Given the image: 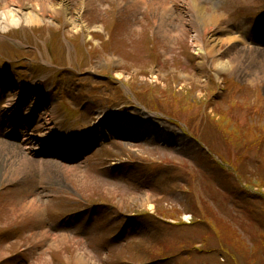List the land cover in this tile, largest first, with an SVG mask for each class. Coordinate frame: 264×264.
Returning <instances> with one entry per match:
<instances>
[{"label": "rangeland", "instance_id": "374dc122", "mask_svg": "<svg viewBox=\"0 0 264 264\" xmlns=\"http://www.w3.org/2000/svg\"><path fill=\"white\" fill-rule=\"evenodd\" d=\"M7 1L9 0H0V5ZM51 1L58 3V0ZM63 1L67 2L71 16L75 18L80 10V0ZM211 2L206 0L204 3L208 13H214ZM89 3L81 18L86 24L98 26L97 28L85 33L79 31L72 37L66 31L69 27H64V24L59 25L63 23V17L48 13L46 24L34 27L35 41L30 39L34 41V44L40 43L42 47H47L52 61L55 58L68 59L70 62H67L66 67L79 71V79L78 77L74 80L67 78L69 83L61 85L58 95L62 97V100H66L69 105L77 104L76 97L80 92L99 88L97 91L101 95L116 93L126 100L121 102L124 106H115L114 102L111 106L106 104L110 107L99 113L112 112L114 108L122 107L126 119L133 123L145 124L148 118L145 114L143 115L142 108L139 109V106L133 104L134 100L131 98L133 95L130 97L129 89L131 94L139 91L140 97L148 100L154 98L155 107L172 114L180 122H183L184 118L189 122L190 119L195 120L197 118L195 114L202 110V120L198 124L194 121L193 124H197L195 127L213 151L235 166L246 184L241 191L238 190V182L230 174L215 166L210 167L203 154L199 152L200 148L186 140L179 132L180 130L176 129L177 125L166 122L160 119L161 117L153 119L151 126L164 128L168 134L167 140L170 138L179 140L177 146L166 145V143L160 145L146 139L109 140L103 138L102 132L91 126L88 128L87 140L88 144L93 146V151L77 161L69 159L70 151L64 149L60 160H49V163H44V170L38 173L41 179L36 188H30L29 184L6 183L11 172L5 173V169L1 167L0 264H49L48 253L54 250V264H71L76 252L85 251L88 252L85 256L87 264H90L88 258L99 264H124L123 262L127 260V264H264L262 203L260 204L256 197L246 195L258 191H260L259 194L264 193V82L260 80L249 83L231 71L217 73L213 68L205 69L204 64L202 66L199 64L202 58L208 62V57L193 53L189 57L187 52V56L184 54L186 47L191 52L194 51L191 43L179 45L178 48L172 45L170 37H168L169 40H166V35L162 37L163 29L175 31L176 25L181 22L187 8L186 0H146V3L137 2V0H89ZM167 4L171 6V13L164 18L165 24L160 26L159 11ZM257 6H259L258 9H255ZM236 7L249 9V11L239 13ZM215 10L223 15L221 22L227 28L232 30L239 25H244L242 30L251 34L253 39L259 38L260 41L252 45L261 50L258 53L261 58L257 62L259 65L264 59V0H239L237 3L232 0H218ZM190 12L196 15V11ZM113 13L115 19H113ZM112 24H114L115 32L112 37L107 35V38H104L103 34L106 30L107 34L109 33L108 26ZM139 25L144 29L141 32L137 29ZM22 27L12 26L6 31L0 29V32H8L7 37L13 38L12 35H15L16 31L25 32L33 29L31 28L33 26L29 25ZM148 27L155 33L147 31L145 28ZM119 33H125L126 38H119L121 37ZM187 33L188 31H185L184 35ZM63 34L69 37L66 38V45ZM141 34L156 37V41L152 43L153 53L156 54V45L159 50L160 65L156 67L154 73H158L160 83L154 84L153 89L150 86L138 87L143 86L139 83H143L141 78L144 77L138 75L143 74L145 67L154 66L147 61L144 49L139 47L140 42H135ZM28 35L31 37L29 33ZM44 41H47L48 45L43 44ZM240 44L230 51L239 52L241 48L243 49L244 43ZM220 47L225 55L227 52L224 44ZM84 49H88L87 53L93 52L86 59L81 58L84 52L77 53L78 55L73 54V51L78 52ZM67 50L69 57L64 56ZM106 55L115 56L121 61L108 62L104 58ZM61 59L59 61H62ZM133 63L141 66L138 75L132 70ZM257 64L249 65L246 72L243 71L245 69L239 68V74L250 73ZM122 68L129 74L135 72V74L132 73L133 76L130 75L131 81H126L127 74L122 75ZM2 72L7 73L1 69L0 76ZM191 72L195 75L194 77L186 75ZM118 73L122 77H119ZM198 74H201L202 78L206 75L208 87H212V90L217 89L218 95L211 97L205 88H201L204 95H200L199 91L195 90V85L198 84L195 79L199 76ZM100 77L103 78L100 79ZM228 77L235 79L242 87L230 83ZM180 81L185 83L183 87ZM227 81L228 84H226ZM175 86L182 88H179L181 90L177 92L178 88ZM31 90L33 92V89ZM229 90L230 93L237 92L239 95L234 103L227 101L226 93ZM17 95L18 93L12 96L0 94V111H2L0 114L5 113L7 118L13 116L14 110L9 107L12 106ZM175 96L177 98L174 99ZM38 97L44 102L43 111L38 112L37 103H31V100L21 102L23 107L20 110L26 121L37 119L36 128H32L31 125L24 129L33 135H44V131L48 128L45 121L53 123L52 115L56 116V114L53 111L54 102L52 109H49L51 105L45 108L47 106L45 102L50 100L48 93L41 91ZM191 102L197 105L192 106ZM86 104H90V109L83 112L81 116L93 111L94 114H89L87 119H82L89 125L93 115H97L98 112L95 110L96 101ZM4 107L7 109L4 110ZM109 123L106 120L102 122V124ZM198 125L204 127L202 131ZM61 129L60 135L66 131L64 126H61ZM100 141L109 143L110 147L106 152L113 156L150 161L152 164L164 160L178 162L181 169L185 168L189 171V176L186 175L185 178L182 173L169 176L167 175L169 171L158 172L152 169L151 175L146 179L142 168L134 165L129 167L114 165L111 167L113 174H109V171L105 170L107 166L103 163L106 161L103 159L105 156L99 151ZM6 142H0V166L5 164L7 168L8 158L5 155L13 156L12 152L16 153L17 149L11 145V142ZM46 145L48 143L43 144L44 147H47ZM229 163H222L226 170H231ZM140 182H144L145 185L140 186ZM184 183L187 184L186 187ZM247 188H250V191L244 192L243 190ZM53 195H60L67 203L74 206L93 205L100 200H105L106 203L103 204L107 207L98 209L104 211H100L97 216L95 211H89L88 217L80 222L78 229L62 226L61 233L58 232L57 223L53 221L54 215L49 220L46 216L49 210H43V205ZM38 196L41 200L40 215L31 213L24 207L27 202ZM110 210L115 212L121 210L129 216L135 212H151L153 215H159V218L160 216L170 217L173 223L176 221L177 224L175 227L167 228L158 220L156 222L146 219L129 220L117 238L109 242L104 237L111 232L110 235L114 234L113 229L121 224L118 217L114 216L115 212ZM85 211L87 210L80 212ZM55 213L57 214V211ZM191 214L193 221L189 222ZM181 220L184 223L178 222ZM43 225L53 238L59 239L60 235H64L66 239L60 242L58 247L53 246L55 239H50L51 241L47 239L48 241L41 244L37 237L30 235V232L34 231L37 234L42 230ZM129 226L135 228L133 236L127 234ZM182 247L191 255L183 262H179ZM175 254L177 256L170 260L160 259L167 255L169 258ZM22 256L25 261L21 260ZM151 259L153 261H149Z\"/></svg>", "mask_w": 264, "mask_h": 264}, {"label": "bare ground", "instance_id": "6f19581e", "mask_svg": "<svg viewBox=\"0 0 264 264\" xmlns=\"http://www.w3.org/2000/svg\"><path fill=\"white\" fill-rule=\"evenodd\" d=\"M140 1H141V3H146V0H137V2H140ZM232 1L234 3H237L239 0H232ZM205 2H206V0H187V3H186L187 4V10L185 11L184 15L182 16L181 22L178 25H176L177 28L175 29V31H173L171 29H163L162 37L164 35H166V40H169L168 37H170V39H172L170 41L173 42L172 45L178 46V48H179V45H183L185 43H191L192 48H194V51H192V53L194 55H199L201 57L204 56V57L209 58L208 62L206 60H204V58H202L201 59L202 61L199 64V66H202V64H204L205 69L206 68L207 69L213 68L217 73H219V72L230 73V71H231V73L235 74L236 76L239 75L238 77H240L241 79H243L249 83H252L255 81H260V80H262L264 82V59L259 63V65L257 64V62H259L261 59L260 56H258V53L261 52V50L256 49L252 46L254 44H257L260 41V40H258L259 38L253 39L251 34H249L247 31L242 30V28L238 29L236 32L227 28L221 22L223 15L221 13H219L217 10H215V8L217 7V4L215 3V1L211 2L212 6H213L212 10L214 13L206 12L205 6H204ZM79 3H80V5H79L80 10H78V12L76 13V17L74 18L71 16L70 7L68 6L67 2H64L63 0H58V3H56V4L51 0H9V1H7V3L0 5V29L6 31L8 28H10L11 25H13V26H17V25L38 26L41 24H46V22H47L46 17H47L48 13L53 14V16H62L63 17V24H64V26L69 27V28H66V31L68 32V34H71L70 36L78 34L79 31L85 33V32H87L93 28L94 29L97 28L98 26H90V25L86 24L81 18L82 17V10L90 5L89 0H80ZM258 7L259 6L255 7V9H258ZM188 9L190 11H193V12L196 11V15H193ZM170 13H171L170 4H167L166 6H164L163 9L162 8L160 9V11H159V17H160V19H159L160 23L159 24H160V26L162 24H165L163 20ZM113 25L108 26V29L110 31L108 34H107V30L105 31V34H103L104 38H107V35L112 37V34L115 32V27H113ZM144 25L145 24H143V26ZM143 26L139 25L137 29L140 30V32H141L142 30H144ZM145 29L147 31H150L149 27L145 28ZM152 31L155 33L154 30H151L150 33H152ZM185 31H188V33L186 35H184ZM125 32H127V30H125ZM233 32H235V33H233ZM87 34L89 35V33H87ZM119 34L121 36L119 38H124V37L126 38L125 33L124 34L119 33ZM84 35L85 34H83V36ZM27 40L31 41L28 37H27ZM136 41L138 43L140 42V46H139L140 49H144L145 55L147 57L146 59H148L147 61H150V63L152 65H154V66H152V68L150 66L148 68L145 67L144 71H142L143 74H140L141 75L140 76L137 73H139V68H141V66H138V65L133 63L134 67H132V70L135 71L139 77L144 76L143 78H141L143 83L142 84L139 83L140 85H143V86H138V87L150 86L153 89L155 86L154 84L160 83V79L158 78V73H154L156 67H159V65H160V58H159V50L157 48V45H156V54L151 52L148 49V47L149 46L153 47L152 43L154 41H156V37L153 38L150 35L141 34V36L138 35L135 42ZM240 43H244L243 49L241 48V50L239 52L236 51V53L230 51L233 48L237 47L238 44L241 45ZM155 44H156V42H155ZM223 44L225 46L224 47L225 51L227 52L225 55L222 53V49L220 47ZM87 51H88V49H84V50L78 51V52L73 51V54L78 55L77 53L82 54V52H84L82 54L83 56L82 55H79V56H82L81 57L82 59H86V58H88V56H90L93 53L92 51H91V53H87ZM103 51H105V49ZM179 52H180V49H179ZM181 52H182V50H181ZM186 52L189 55L191 54V51L188 50L187 47L185 48L184 53H186ZM85 55H87V56H85ZM34 56L38 57V58L42 57V55L39 53H34ZM64 56L69 57L70 54L66 53ZM102 57H104V56H102ZM104 58L108 62L121 61L119 58H117L115 56L106 55ZM64 60L67 62H70L67 59H64ZM253 63L257 64L254 70H252L248 74H244V73H243V75H241L242 73L239 74L240 73L239 68L245 69L243 71L246 72V71H248L249 65H251ZM67 65H68V63H65L63 66L66 67ZM66 69L68 71L73 70V68H71V67H69V68L66 67ZM135 72H132V73L135 74ZM121 73L123 76L127 74V76H126L127 82L131 81L130 75L132 73L129 74V72H127L123 68H122ZM133 74H132V76H133ZM186 75L193 76V77L195 76L192 72L189 74H186ZM198 75L199 76L195 79V81L198 83L195 85V87H196L195 90L199 91L200 95H202V94L204 95V91L201 88H205L211 94V97H212L214 91H218V90L217 89L212 90V87H208V79H207L206 75H204L203 78L201 77L202 76L201 74H198ZM118 76L122 77L119 73H118ZM107 78H109V77H107ZM228 80L232 84L237 83L235 81V79H233L231 77H228ZM22 82H24V81H22ZM62 82L67 83L68 82L67 78H63ZM180 83L182 84L181 85L182 87L185 84V83H182L181 81H180ZM226 84H228V81ZM24 86H25V88H24L23 93L25 95V94H28L30 92V87L27 83H22L19 86V88H22ZM182 87H179V88H182ZM35 88H38V86H35ZM176 88H178V87H176ZM179 88L176 90L177 92L179 90H181ZM133 94L135 95V97L130 96L134 100V102L132 101L133 104L134 105L136 104L135 106H139V104H142V107H140L139 109L145 108V102L144 101H150L151 104L154 103V98L151 100H148L147 98H144L142 96L140 97L139 91L138 92L134 91ZM226 94L228 97L232 98L233 103L235 102V100H237V98L239 96L235 92L234 93H226ZM98 96L101 99H103V97H104L101 94ZM21 97H23V94L21 95ZM175 98H177V96H175L174 99ZM239 100H240V98H239ZM191 104H192V106H194L195 102H191ZM195 105H197V103ZM98 109H99V107L96 106L95 110H98ZM141 111H142L143 115L145 114L147 116L148 119L146 120V123L150 127H151V125H153V123H151V121H153V119L155 120V119L160 118L157 114L150 113L148 110L143 109ZM166 113H168V112H166ZM168 114H170V113H168ZM170 115H172V114H170ZM195 115H196L197 119H195V120L192 119V121L189 122L187 119L184 118L183 124L187 125L189 127V129L192 131V133L199 138L200 132H198V129L195 126L198 123H200V121L202 120V116H203L202 110L198 111ZM102 119L108 120V118L106 119V117H102L99 120H102ZM160 119H162L166 122H170L174 125H176V123L174 121H177L176 119H174L173 117H170V116H163ZM194 121H196L197 124H193ZM191 122H192V124H190ZM126 124H128V123H126ZM124 127H125V123H122L119 125L120 129H123ZM175 127H177V126H175ZM151 128L153 129V127H151ZM176 129L178 130V128H176ZM199 129L202 131V128L200 126H199ZM130 130H137V129H134L132 127L130 129L127 128L126 129L127 133L123 134L124 137H122V138L129 136V133L132 132ZM136 132H138V130ZM139 133H141V132H138L137 135L135 136V138L136 139L137 138H143L144 139V135H141ZM181 135H184V134L181 133ZM20 138H22V139H21V141H19L20 142L19 145L15 146V144L11 143L12 146L16 147L17 151H16V153L12 152L13 156H11V154L5 155L8 158L6 160L7 168L4 166L5 164L0 166V176H1V171H2L1 167H3V169H5V173H8L9 171L11 172V174L8 175V178H7V176H5L7 178V181H8L6 183H12V182L23 183L25 185L29 184L30 188H33V187L36 188L40 184V179H41L38 173L40 171L44 170V163H49L48 161L51 159L50 158H46L45 160L36 159L35 153L37 150L36 148L38 145V141L31 134H29L23 130ZM166 142H168V141H166ZM6 143H8V142H6ZM73 144H74V146L76 145V143H73ZM39 148H42V146H40ZM71 148H75V147H71ZM118 163H124V160L119 158ZM172 163L175 165V167L179 166L178 162L172 161ZM230 173L232 174V172H230ZM234 175L236 176L234 180L238 181L239 180L238 173L235 172ZM249 189L250 188H248V191H250ZM250 196L258 198V196L254 195V194H251ZM24 207H25V209L30 210L31 213H36V214L40 215V210H41L40 197L38 196V197L31 199L29 202L26 203V206H24ZM150 207L152 209V206H150ZM40 217H42V216H40ZM43 220L45 222L44 217H43ZM124 220L127 221V219H124ZM173 224L174 223L170 217L169 218L164 217L163 226L166 225L165 227H167V228L168 227H175V224L174 225ZM50 234L51 233L49 232V230H47V228L44 225H43L42 230L40 232H38L37 234H35L34 231L30 232V235L33 237H37L38 240H40L41 244L44 241H48L47 239H49V241H51L50 239H55V241H53L54 247H58L59 243L66 239L64 237V235H60L59 239H58L57 237L53 238L52 236H50ZM23 236H24V234H23ZM148 243H150V242H148ZM181 251H183V252H181ZM87 254H88L87 251L82 252V253L76 252L74 254V258H73L72 263L73 264H87L86 258H85V256ZM179 255H180L179 262H183L185 259H188L191 254L189 253V251L187 249H184V247H182V248H180V254ZM47 259H48L49 264H51L49 256ZM88 259L90 260V264H99V263L92 261L90 258H88ZM160 259H163V257ZM125 260H127V259H125ZM131 260L133 261V259H131ZM168 260H170V258H168ZM149 261H153V259H151ZM127 262H128V260H127Z\"/></svg>", "mask_w": 264, "mask_h": 264}]
</instances>
